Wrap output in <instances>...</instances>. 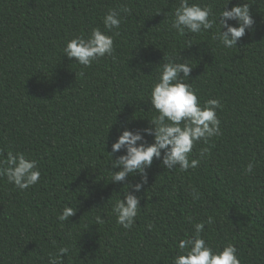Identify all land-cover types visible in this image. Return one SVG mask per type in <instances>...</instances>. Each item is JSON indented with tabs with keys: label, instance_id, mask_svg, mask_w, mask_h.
I'll list each match as a JSON object with an SVG mask.
<instances>
[{
	"label": "trees",
	"instance_id": "obj_1",
	"mask_svg": "<svg viewBox=\"0 0 264 264\" xmlns=\"http://www.w3.org/2000/svg\"><path fill=\"white\" fill-rule=\"evenodd\" d=\"M189 3L218 14L228 0ZM247 3L253 29L225 49L212 39L216 28L183 37L170 29L179 0H0V160L22 152L41 171L25 191L0 177V264H47L58 247L70 249L62 264H172L179 240L209 216L214 223L201 236L214 252L231 243L241 264H264V0ZM122 8L130 11L120 13L114 35L102 19ZM93 28L113 36L115 59L85 68L62 50ZM173 54L193 67L189 82L201 104L220 101L222 134L194 145L189 160L200 163L188 172L154 159L148 183L138 193L129 189L140 209L126 230L112 209L124 184L141 176L111 183L108 153L118 130L148 127L155 65ZM249 162L256 167L245 175ZM66 205L76 214L62 223ZM97 215L104 223H95Z\"/></svg>",
	"mask_w": 264,
	"mask_h": 264
},
{
	"label": "clouds",
	"instance_id": "obj_2",
	"mask_svg": "<svg viewBox=\"0 0 264 264\" xmlns=\"http://www.w3.org/2000/svg\"><path fill=\"white\" fill-rule=\"evenodd\" d=\"M230 3L232 0H228L226 6L216 14L210 6L179 0V6L176 7L170 22V29L183 37L187 33L201 34L216 28L212 39L223 48L232 49L244 37L246 30L253 29L255 21L247 0H241V3L229 9ZM129 11L128 8L119 11L109 9L102 19L104 28L118 35L116 30L122 22L120 13ZM229 21H235L236 26L230 25ZM62 51L69 60H75V63L85 68L106 56L115 59L113 36L105 34L99 28H93L87 38L76 36L70 39ZM162 60L163 63L155 65L157 75L148 101L155 115L147 120L146 128L132 131L125 127L122 132L118 130V138L111 146V153H108L111 157V183L120 184L126 178L141 176L139 183L124 184L126 191L112 209L117 224L126 230L134 227L140 209V198L129 194V189L138 193L148 183L146 170L151 168L154 159L162 161L161 165L168 171L178 168L181 172H188L189 169L197 168L200 163L197 159L189 160L194 145L201 142L208 144L211 138L222 134L217 117V110L222 105L218 99H209L201 104L196 89L189 82L193 67L188 60L181 54L163 55ZM80 75L83 76V72ZM148 136L153 138L151 143L146 139ZM121 151L125 154L114 159V154ZM207 153L208 149L202 148L200 157L205 158ZM255 167L254 163L249 162L244 174L253 173ZM0 177H6L9 184L25 191L39 182L41 171L35 159L26 158L22 152L14 155L9 151L6 160H0ZM191 194L193 200L200 197L195 188ZM75 214L76 209L66 205L57 220L68 222ZM95 223L99 225L104 223V220L97 215ZM212 223L213 217L209 216L207 221L194 225L192 236L179 240V254L173 257L172 264H241L233 244H227L218 252H214L206 244L201 234L205 224ZM147 227L151 230L153 225L149 224ZM69 253V247H58L55 252L48 254L47 264H62L63 258Z\"/></svg>",
	"mask_w": 264,
	"mask_h": 264
}]
</instances>
